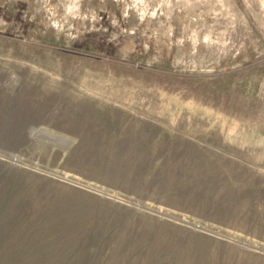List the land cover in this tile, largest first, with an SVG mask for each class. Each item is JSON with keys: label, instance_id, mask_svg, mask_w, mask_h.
<instances>
[{"label": "rangeland", "instance_id": "374dc122", "mask_svg": "<svg viewBox=\"0 0 264 264\" xmlns=\"http://www.w3.org/2000/svg\"><path fill=\"white\" fill-rule=\"evenodd\" d=\"M0 264H264V0H0Z\"/></svg>", "mask_w": 264, "mask_h": 264}]
</instances>
